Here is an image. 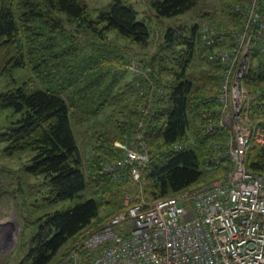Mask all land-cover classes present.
<instances>
[{
    "label": "trees",
    "instance_id": "trees-1",
    "mask_svg": "<svg viewBox=\"0 0 264 264\" xmlns=\"http://www.w3.org/2000/svg\"><path fill=\"white\" fill-rule=\"evenodd\" d=\"M203 1L152 0L150 17L142 19L126 0H112L95 16L81 0H0V77L18 68L31 71L28 80L0 91V111L9 112L8 123L0 126L2 152H29L24 170L40 177L49 202L76 199L24 225L27 232L14 264H49L70 239L62 255L123 208L125 194L136 183L126 167L110 172L103 167L120 156L114 141L125 135L132 140L140 134L152 154L139 182L147 202L219 175L204 166L213 144L222 147L228 134L216 126L212 113L224 64L209 58L216 47L202 41L199 25H168L147 61L149 76L130 73L120 84L130 58L108 37L115 31L144 49L151 43L152 22L186 13ZM220 1V9L199 16L220 11L229 21L212 25L240 30L249 0ZM132 45L124 46L133 51ZM263 48L264 38L250 49L242 76L252 114L264 107V96L255 94L264 88ZM157 85L162 88L158 94ZM148 92L153 99L145 112ZM75 117L85 125L89 154L77 144ZM187 138L191 146L173 148ZM245 166L264 174V145H250ZM101 208L115 211L97 222Z\"/></svg>",
    "mask_w": 264,
    "mask_h": 264
},
{
    "label": "built area",
    "instance_id": "built-area-1",
    "mask_svg": "<svg viewBox=\"0 0 264 264\" xmlns=\"http://www.w3.org/2000/svg\"><path fill=\"white\" fill-rule=\"evenodd\" d=\"M241 22L240 30L210 25L201 31L208 45L222 42L209 55L224 64L221 86L212 98L217 103L212 113L216 126L227 128L228 134L222 147L213 144L204 166L208 171L219 170V175L201 186L151 202L141 192L125 194L123 208L55 264H264V174L245 166L250 145H264V107L252 114L242 80L250 49L264 38V0H249ZM130 69L146 78L151 67ZM150 84L154 85L152 79ZM156 91L161 93L162 88L157 85ZM255 94L264 96V88ZM146 99L145 112L153 93L148 92ZM192 143L191 138L179 140L173 148ZM114 145L121 154L103 170L126 167L131 180L139 183L141 170L152 156L149 147L137 133L132 140L125 135ZM221 163L224 166L218 167Z\"/></svg>",
    "mask_w": 264,
    "mask_h": 264
},
{
    "label": "rangeland",
    "instance_id": "rangeland-1",
    "mask_svg": "<svg viewBox=\"0 0 264 264\" xmlns=\"http://www.w3.org/2000/svg\"><path fill=\"white\" fill-rule=\"evenodd\" d=\"M81 1L91 12V15L95 16L98 11L105 9L112 0ZM126 2L138 12V15L142 19L150 17L152 0H126ZM203 2L204 3L201 2L197 4V6L186 13L163 18L161 22H157L156 24L152 22L151 43L144 49L137 45H132L130 41L120 37L115 31H109L108 37H110L112 41H115L116 45L120 44L123 46L121 50L124 57H129V61H131L129 64H126V72H124V77L119 81V84L122 80L126 79V76L130 78V73L135 75L130 69V66L136 65L141 68L147 65L148 59H150V56L156 51L158 42L168 25L175 23H184L186 25L198 24L200 31H202L204 27H209L210 25L214 26L212 23L229 21L228 17L221 14L220 11L209 18L206 16H199L202 11L209 10V12H213L220 9V0H204ZM201 38L202 41L205 42L202 36ZM124 45H128L129 47L132 45L134 50L132 51L131 48ZM213 45L216 47L215 50H218L222 47V42H215ZM30 75L31 71L28 68L14 69L10 76L0 77V91H5L10 87L23 83L29 79ZM8 114V111H0V126L8 123ZM97 116H101V114ZM75 119L77 120V118L75 117L72 121V128L77 144L82 153L89 154V145L91 141L88 139L87 133L83 132V127L85 125L83 126V123H77ZM101 131H103L102 128L100 129V132ZM3 147L4 143L0 142V264H14L15 259L18 257L17 252L19 245L25 239V234L27 232L24 225L27 224L28 221L35 220L50 211L64 208L74 203L76 199L49 202L44 196L46 194V189L40 185V177L31 176L24 170V165L28 161L29 152L22 151L11 156H5L2 152ZM135 185L136 186L133 187L131 186V192L140 193L141 188L139 183ZM135 189L138 190L136 191ZM113 211L107 208H101L99 210V216L96 218L97 222L110 215ZM93 225L94 223L88 226L86 230H90ZM72 239L59 250L49 264L56 263Z\"/></svg>",
    "mask_w": 264,
    "mask_h": 264
},
{
    "label": "bare ground",
    "instance_id": "bare-ground-1",
    "mask_svg": "<svg viewBox=\"0 0 264 264\" xmlns=\"http://www.w3.org/2000/svg\"><path fill=\"white\" fill-rule=\"evenodd\" d=\"M131 62V61H130ZM158 79V78H157ZM121 117V116H120ZM97 228V227H96Z\"/></svg>",
    "mask_w": 264,
    "mask_h": 264
}]
</instances>
